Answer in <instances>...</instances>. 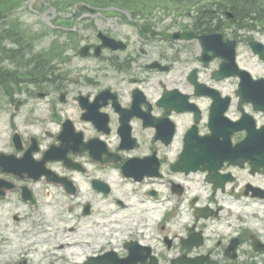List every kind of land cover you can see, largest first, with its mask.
Wrapping results in <instances>:
<instances>
[{"label": "flooded vegetation", "instance_id": "1", "mask_svg": "<svg viewBox=\"0 0 264 264\" xmlns=\"http://www.w3.org/2000/svg\"><path fill=\"white\" fill-rule=\"evenodd\" d=\"M255 33L224 34L239 62L241 49L258 58L250 43L264 45V31ZM194 43L163 42L157 57L147 46L146 56L135 52L130 62L105 50V63L117 61L97 78L44 75L7 95L0 111V264H94L128 255L163 264L210 256L219 264L230 262V243L238 251L254 240L264 245V234L239 223L234 206L264 204V184L256 182L264 181V62L253 68L258 85L245 104L239 82L228 89L212 72H197L220 93L218 137L210 129L214 99L197 96L189 80ZM182 48L190 58L179 57ZM224 118L244 119L230 144L250 134L258 163L233 164L213 150L224 143Z\"/></svg>", "mask_w": 264, "mask_h": 264}, {"label": "rangeland", "instance_id": "2", "mask_svg": "<svg viewBox=\"0 0 264 264\" xmlns=\"http://www.w3.org/2000/svg\"><path fill=\"white\" fill-rule=\"evenodd\" d=\"M79 1V2H78ZM129 0H0V40L6 42L5 46L8 50L13 49L11 45L14 43L9 37H2L1 33L7 27L8 32H11V36H16L21 39L22 45L21 54L17 58H14L13 53L0 54V111L7 101V95L12 94L14 91L19 90L18 83H24L26 76L29 74H35L33 78H38L41 73L45 74V71L33 70L29 67L30 61L35 62V66L43 65L54 73L64 75L65 78L80 77L97 78L100 70L97 69V60L82 59L78 55L79 49L86 45L92 44L96 39V33L92 31L102 26L109 27L112 25L114 32L118 38L127 39L131 45L141 44L144 45L143 37H141L133 26L134 23H140L142 19L135 16L134 12L127 8L129 11L125 12V18H109L106 16H90L84 14L81 11L82 3H86L91 8L102 7H121L126 6ZM196 0H164L160 1L156 5H150L149 8L144 11L145 13H152L155 17L158 26L164 29V26L169 25L171 31L184 30V28H190L189 15L193 11L191 3ZM248 3H244L241 0L236 8L239 14H243L249 6ZM76 2L79 4L74 5ZM97 4V5H93ZM119 3V4H118ZM254 3V1L252 2ZM128 6V5H127ZM131 7V6H130ZM250 9V8H249ZM78 16L81 23L73 31L61 29L57 25V19L59 18H71L72 16ZM88 19H93V24L87 22ZM100 20L99 24L95 22ZM104 20V23H103ZM196 23V20H195ZM200 23V21L198 22ZM97 24V25H96ZM209 24V23H207ZM168 28V26L166 27ZM8 35V34H6ZM85 36V37H84ZM7 38V39H5ZM138 42V43H137ZM30 48L34 49L31 53ZM192 56L196 57L198 54V48L191 50ZM153 57H157V50H151ZM4 57H7L12 63L3 62ZM21 57V58H19ZM189 57V55L187 56ZM91 58V57H90ZM190 58V57H189ZM193 59V58H191ZM243 65L247 68H257L260 66L258 62L250 57L247 51L242 52ZM193 61V60H192ZM95 64V65H94ZM63 65V69H61ZM194 66V62H192ZM91 67L89 70L88 68ZM183 68L179 66L178 69ZM44 70V69H43ZM227 84L235 85V81H228ZM16 88V90H15ZM244 183L245 181H241ZM264 184V181H256ZM249 201H241L234 203L236 211L239 212L237 217L239 223L245 220L246 224H250L254 229L264 234V204L249 205ZM256 213L257 217H254ZM122 215V213H120ZM230 214L225 213L224 220L227 223L238 225L237 218L229 219ZM251 215V217H250ZM253 218V219H252ZM121 220V219H120ZM223 220V224H224ZM251 220V221H250Z\"/></svg>", "mask_w": 264, "mask_h": 264}, {"label": "water", "instance_id": "3", "mask_svg": "<svg viewBox=\"0 0 264 264\" xmlns=\"http://www.w3.org/2000/svg\"><path fill=\"white\" fill-rule=\"evenodd\" d=\"M60 23L62 25H64V26L68 27V28L72 27V22H69V23L68 22H60ZM246 83H243L241 85V88L244 87L246 85ZM219 147H221V146H219ZM219 147H218V155L219 156L224 154V155H227L228 157H230V158H228L230 160L231 159H233V160H238L239 159V161L247 160V158H245V157H246V155H248V150H249V146L248 145H243V146H240V147L239 146L236 147L234 150H235V152L238 155L235 154L234 150L231 149V147L229 145H227V147L226 146H223L222 148H219ZM208 151L211 152L212 150L209 148ZM97 264H105V262H99Z\"/></svg>", "mask_w": 264, "mask_h": 264}, {"label": "trees", "instance_id": "4", "mask_svg": "<svg viewBox=\"0 0 264 264\" xmlns=\"http://www.w3.org/2000/svg\"><path fill=\"white\" fill-rule=\"evenodd\" d=\"M246 11H248V10H246ZM248 13V12H247Z\"/></svg>", "mask_w": 264, "mask_h": 264}]
</instances>
